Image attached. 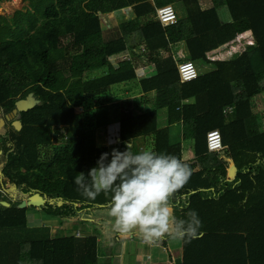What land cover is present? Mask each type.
<instances>
[{"label": "trees", "instance_id": "1", "mask_svg": "<svg viewBox=\"0 0 264 264\" xmlns=\"http://www.w3.org/2000/svg\"><path fill=\"white\" fill-rule=\"evenodd\" d=\"M182 1L186 17L167 27L157 9L177 0H108L115 12L131 9L119 26L104 23L100 0H30L27 12L0 16V107L10 112L29 94L41 102L20 114L21 132H0L1 170L17 194V201L0 204V264H98L96 237L54 239L49 228L28 226V208L20 204L39 192L46 199L41 211L73 222L87 210L108 209L110 197L88 200L73 179L87 176L102 153L111 154L98 132L115 123L123 151L129 143L134 153L174 155L192 170L176 193L188 206L174 211L186 219L195 210L202 227L183 243V264H264V130L254 109V98L264 92V0H219L211 8ZM220 5L230 22L222 23ZM240 34L253 45L229 60L217 57ZM182 46L188 60L210 70L185 85L176 56ZM125 52L132 60L116 67L113 60ZM141 64L151 71L139 76ZM97 72L104 75L88 78ZM136 82L142 98L111 102L115 88ZM177 85L182 92L175 100ZM183 102L175 137L170 126H160V113L170 121L172 106ZM212 130L220 131L236 166L233 182L226 181L227 162L208 151ZM189 140L196 162L184 160Z\"/></svg>", "mask_w": 264, "mask_h": 264}, {"label": "clouds", "instance_id": "2", "mask_svg": "<svg viewBox=\"0 0 264 264\" xmlns=\"http://www.w3.org/2000/svg\"><path fill=\"white\" fill-rule=\"evenodd\" d=\"M191 174V168L174 155L152 150L134 153L128 143L125 151L114 148L111 154L102 153L87 176L80 172L73 183L88 200L101 193L110 197L106 214L112 232L136 234L148 245L165 237L190 243L202 227L198 213L190 210L186 219H180L174 210L188 206L176 193Z\"/></svg>", "mask_w": 264, "mask_h": 264}, {"label": "crops", "instance_id": "3", "mask_svg": "<svg viewBox=\"0 0 264 264\" xmlns=\"http://www.w3.org/2000/svg\"><path fill=\"white\" fill-rule=\"evenodd\" d=\"M181 49H185L184 46L181 47ZM179 87V90L177 89L173 93V99H179L181 96V85H177ZM143 94L138 90V93L133 97L134 99H139L142 98ZM148 99L146 101L149 102V104H152V99L155 97V94H151L146 96ZM132 98V97H131ZM116 99V98H115ZM125 99H120L119 102L115 103H121ZM185 102L181 103L179 107L183 106ZM177 108V110H178ZM232 120L234 119V116L231 117ZM177 122V121H176ZM175 121H167V120H162L160 126L161 127H169L170 128H179V125H176ZM118 123L110 125L107 129H102L106 133H108L109 139L108 142H104V145L102 146H107L110 148L111 152L112 149H118L119 151H123L122 149V144L114 139V137L118 134L120 131V126H118ZM115 135V136H114ZM138 145H141L142 147L145 146L144 142L142 143L141 141H137ZM106 143V144H105ZM131 146V144H129ZM184 146V160L186 162H196L197 155L195 151V143L192 140L189 141H184L183 142ZM145 148V147H144ZM225 153L220 156L227 162V169H226V181L228 182H233L236 177H237V169L234 164V162L229 159ZM103 209V208H102ZM97 210H87L85 213H82V219L79 221L81 225V230L74 229L70 230L69 227H64L62 228L59 223H57L56 220H50L49 222H44V220H39V223H37L34 219L32 220L31 218L29 219L28 217V226L30 228H49L50 229V234L51 237L56 239V238H61V237H69V236H76V237H86V236H94L98 240V264H178L176 262V259L173 258V255L175 257L180 258L179 256L181 255L183 257V243L178 244L177 246L173 245H168L169 240H167V237H165L163 240H161L158 244L156 245H148L145 244L142 241V238L137 236L136 234H131L132 236H121L120 234H105L101 235L98 233H94L96 230L92 228V219L95 218L94 214L96 213ZM54 222L55 225L52 226L51 224ZM32 224H36V226H32ZM40 224V225H39ZM54 229L60 230L61 234L60 235H55L54 234ZM63 231V234H62ZM162 246L163 247V253L167 254V258L163 257L157 249ZM171 247V249H170ZM118 259L117 262L112 263V259ZM183 262V258H182ZM183 264V263H182Z\"/></svg>", "mask_w": 264, "mask_h": 264}, {"label": "rangeland", "instance_id": "4", "mask_svg": "<svg viewBox=\"0 0 264 264\" xmlns=\"http://www.w3.org/2000/svg\"><path fill=\"white\" fill-rule=\"evenodd\" d=\"M200 1L202 3L203 7H208V8L214 7L213 3H216V4L219 3V0H200ZM100 2L102 5V17H103V21L105 24L110 22L112 26L113 25L119 26L125 19H127L129 16H132L131 9H129V8L123 9L120 12H115L112 10L108 0H100ZM30 4H31L30 0H3V1H0V16H5L7 18H13L17 12H20V11L27 12V10L30 8ZM172 6H173V8H175L179 18H185L186 17L187 12H186V8H185L182 0H177V2L172 4ZM217 9H218V13H219L220 19H221L223 24L231 21V16H230V13H229L228 8L226 6L220 5V6H217ZM236 45L243 46V50L240 49L235 54L242 53L246 49L247 42L246 41L236 42ZM226 46L224 48H226ZM229 50H231V48H229ZM216 55L218 57H220L221 59L225 58L228 60L234 57V55H231V53L229 51H223V49L219 50ZM197 71H198L199 75H203V74H206L207 72H210L209 67H207V68L206 67H200V68L197 67ZM102 75H104L102 72H97V73H93V74L89 75L88 78L89 79L99 78ZM59 81L61 83H63V85L67 82L64 80V78H59ZM69 83L70 82L68 81L67 84H69ZM177 89L179 90V87H177L176 90ZM138 90H139V85L137 82L132 83L129 86H125V85L119 86L113 90V92H112V98L113 99L111 102H115V101L119 102V98L120 99H129L131 97L133 98L138 93ZM123 101H126V100H123ZM178 106H179V104H175L170 109V114H171V117H173L172 118L173 121H175V119H177V120L181 119V112L177 110ZM147 107H150V105H148ZM93 109H95V108H93ZM254 109H255V112L258 114L260 127L262 130H264V92L261 95H258L254 98ZM163 116L165 117V112L161 111V113H160V120L161 121L165 120L163 118ZM172 132L175 133V137H176V135L180 132V127L179 128H173ZM98 133H99L98 134L99 135V142L101 144L104 145V142H108V139H109L108 133H106L104 130H99ZM60 134L65 135V131L62 129ZM118 136H119V134H118ZM114 139L118 140L117 134L114 137ZM57 143H59V142H57ZM0 148H1V146H0ZM1 156L2 155L0 152V158H1ZM0 169H1V165H0ZM7 189L9 191V193L16 194L14 186H12L11 184L10 185L8 184ZM1 202H4V201L1 200ZM26 208H28L27 217L29 219L31 218L32 220L34 219L37 223H39V220H44V222H46V223L49 222L50 220H56L57 223L64 225V226H61L62 228L68 226L70 230H73V228L81 230V225L79 222H73L72 220L63 221L60 219V217L51 216L50 214H47V213L41 211L39 208H33V209H31V207H26ZM106 213H107V209H97L96 213L94 214L95 218L92 219V221H93L92 222L93 223L92 228H94L96 230L94 233H98L101 235H105V234L110 233V234L116 235L117 233L111 231V225L108 223L110 218L107 216ZM48 224H51L52 226L55 225L54 222L48 223ZM32 226H36V224H32L31 227ZM53 232L56 236L61 234L60 230L56 231L54 229ZM62 234H63V231H62ZM128 236H132V235H128ZM167 240H169L168 245H173V246H177L178 244L182 245V243H183L181 241L173 240L170 238H167ZM170 249H171V247H170ZM157 251L163 257L167 258L168 255L163 253V247L162 246H160L157 249ZM181 255L179 256L180 258H177V257H175V255H173V258L176 259V262H178V264L183 263L182 262L183 257ZM111 261H112V263H115L118 261V259L115 258V259H112Z\"/></svg>", "mask_w": 264, "mask_h": 264}, {"label": "built area", "instance_id": "5", "mask_svg": "<svg viewBox=\"0 0 264 264\" xmlns=\"http://www.w3.org/2000/svg\"><path fill=\"white\" fill-rule=\"evenodd\" d=\"M157 19L164 27L177 24L179 21L177 12L172 5L159 7L157 9ZM247 38L248 36L246 34H240L235 41L231 42L229 45L226 46L225 51H229L231 55H233L235 52H238L240 49L243 50V46L236 45V42H240V41H246L247 45H253V40ZM229 48H231V50H229ZM140 50L144 52L145 48L140 47ZM163 54L165 53L163 52ZM176 56L179 58V73L181 77V83L185 85L196 81L199 78L197 67L194 62L187 59L186 50L180 49L176 53ZM131 60L132 58L130 57L129 53L125 52L123 54L116 56L115 59L113 60L114 61L113 63L116 65V67H120L125 62H129ZM149 71H151V68L149 66L145 64H141V66L138 68V75L139 76L146 75ZM78 112L85 113V110L79 109ZM207 148L210 153H215L218 156H222L225 153V146L223 144L222 135L219 130H212L208 132Z\"/></svg>", "mask_w": 264, "mask_h": 264}, {"label": "flooded vegetation", "instance_id": "6", "mask_svg": "<svg viewBox=\"0 0 264 264\" xmlns=\"http://www.w3.org/2000/svg\"><path fill=\"white\" fill-rule=\"evenodd\" d=\"M31 95L34 96V99L35 100H37L38 102H40L35 97L34 94H29L26 97H19L17 99V101L15 102L14 107L12 108V110L10 112H7L5 108L0 107V132L6 130L7 132H10L12 134L13 130H15L14 123H16V122L21 123L22 129H23L22 117H21L20 113L14 114L15 106H16V103L17 102L24 101L28 97H30ZM40 104H41V102H40ZM40 104H38L37 107ZM1 122H3L4 124L2 125ZM53 131L55 132L56 130H53ZM17 132H21V131H17ZM55 144L56 145H59V143H57V142ZM1 154H2V152H1ZM5 182H7L6 177L4 176L3 171L0 169V195H1L0 204H4V203L9 204L8 203L9 201H12V202L17 201V199H16L17 198V194H14V193L11 194V193H9V191L7 189L8 183H5ZM1 200L4 201V202H1ZM6 200H9V201H6Z\"/></svg>", "mask_w": 264, "mask_h": 264}, {"label": "water", "instance_id": "7", "mask_svg": "<svg viewBox=\"0 0 264 264\" xmlns=\"http://www.w3.org/2000/svg\"><path fill=\"white\" fill-rule=\"evenodd\" d=\"M40 104L37 100L34 99V96L31 95L24 101H19L16 103L14 114L17 113H28L29 111H32L33 109L37 108V105ZM3 125L4 123L1 122ZM14 128L16 131H21L22 125L19 122L14 123ZM46 203V199L39 193H35L31 195L28 199L22 201L20 204L21 208L26 207H34V208H41ZM3 205L8 206L9 204L4 203Z\"/></svg>", "mask_w": 264, "mask_h": 264}]
</instances>
